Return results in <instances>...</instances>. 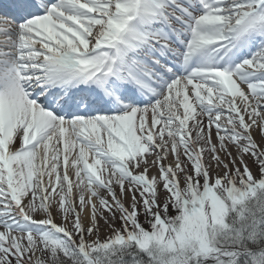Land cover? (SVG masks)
Masks as SVG:
<instances>
[{
	"label": "snow or ice",
	"instance_id": "obj_1",
	"mask_svg": "<svg viewBox=\"0 0 264 264\" xmlns=\"http://www.w3.org/2000/svg\"><path fill=\"white\" fill-rule=\"evenodd\" d=\"M7 9L0 264H264V0Z\"/></svg>",
	"mask_w": 264,
	"mask_h": 264
}]
</instances>
